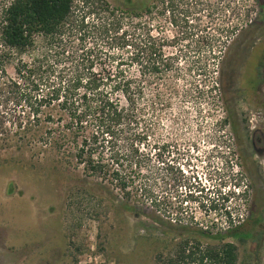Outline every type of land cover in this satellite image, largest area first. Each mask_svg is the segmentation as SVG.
Masks as SVG:
<instances>
[{"label": "rangeland", "instance_id": "obj_1", "mask_svg": "<svg viewBox=\"0 0 264 264\" xmlns=\"http://www.w3.org/2000/svg\"><path fill=\"white\" fill-rule=\"evenodd\" d=\"M168 1L147 20L176 70L145 88L124 137L139 159L136 195L64 168L54 154L0 146V264H153L186 224L213 234L239 223V236L223 239L237 244V264H264V153L256 155L264 114L255 132L251 91L264 54V0ZM100 61L113 63L104 53ZM125 66L137 78L136 63ZM218 242L201 237L203 247Z\"/></svg>", "mask_w": 264, "mask_h": 264}, {"label": "trees", "instance_id": "obj_2", "mask_svg": "<svg viewBox=\"0 0 264 264\" xmlns=\"http://www.w3.org/2000/svg\"><path fill=\"white\" fill-rule=\"evenodd\" d=\"M159 1L119 7L108 0H0V146L54 154L64 168L81 167L124 198L135 196L132 173L141 169L125 134L145 88L176 70L175 54L164 52L167 42L147 20L161 14ZM103 53L113 65L100 61ZM133 63L137 78L126 70ZM152 96L154 110L157 92ZM186 225L153 264H237V244L223 239L238 237L241 223L213 234ZM206 234L219 242L203 247Z\"/></svg>", "mask_w": 264, "mask_h": 264}, {"label": "flooded vegetation", "instance_id": "obj_3", "mask_svg": "<svg viewBox=\"0 0 264 264\" xmlns=\"http://www.w3.org/2000/svg\"><path fill=\"white\" fill-rule=\"evenodd\" d=\"M245 88V87H244ZM247 89V88H246ZM252 99L253 102L256 105V119L255 126H254V131H258L259 127V122H260V117L261 115L264 114V54L262 53L260 60L257 62L254 73H253V78H252ZM254 132V133H255ZM258 142H261L262 137L259 135L256 137ZM264 153V144L262 147L257 149L256 155L258 154H263Z\"/></svg>", "mask_w": 264, "mask_h": 264}, {"label": "built area", "instance_id": "obj_4", "mask_svg": "<svg viewBox=\"0 0 264 264\" xmlns=\"http://www.w3.org/2000/svg\"><path fill=\"white\" fill-rule=\"evenodd\" d=\"M251 22H252L251 19H247V20H245L243 26H244V27H247L249 24H251ZM243 26H241V28H243ZM237 29H238V28H236V30H235L236 32H237ZM235 31H234V32H235ZM234 225H236V224H234Z\"/></svg>", "mask_w": 264, "mask_h": 264}]
</instances>
